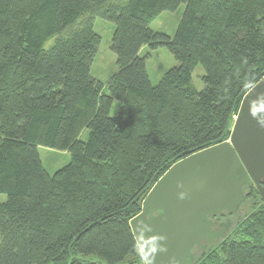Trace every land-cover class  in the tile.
<instances>
[{
  "label": "trees",
  "instance_id": "1",
  "mask_svg": "<svg viewBox=\"0 0 264 264\" xmlns=\"http://www.w3.org/2000/svg\"><path fill=\"white\" fill-rule=\"evenodd\" d=\"M181 5L173 36L151 28ZM95 17L115 25L107 91L91 74ZM145 45L178 63L156 85ZM263 79L264 0H0V264H133L131 220L147 193L180 160L227 141ZM38 146L71 161L50 174ZM247 190L258 202L195 264H264V201Z\"/></svg>",
  "mask_w": 264,
  "mask_h": 264
},
{
  "label": "water",
  "instance_id": "2",
  "mask_svg": "<svg viewBox=\"0 0 264 264\" xmlns=\"http://www.w3.org/2000/svg\"><path fill=\"white\" fill-rule=\"evenodd\" d=\"M264 201V79L244 97L230 139L174 164L151 188L131 226L146 264H194L193 251L226 238L246 186Z\"/></svg>",
  "mask_w": 264,
  "mask_h": 264
},
{
  "label": "rangeland",
  "instance_id": "3",
  "mask_svg": "<svg viewBox=\"0 0 264 264\" xmlns=\"http://www.w3.org/2000/svg\"><path fill=\"white\" fill-rule=\"evenodd\" d=\"M183 11H184V5H181L174 12L164 11L151 22L150 26L154 31L162 32L170 36H173L177 29ZM114 29H115V25L112 22L101 19L100 17H95L94 30L101 36V43L98 47L97 54L91 65V74L93 77L99 79L103 83L104 91H107V82L109 78L118 70L117 56L111 48ZM53 42L54 40L51 39L46 44V46L49 47ZM139 54L143 57H147L146 67L150 80L153 85L158 84L161 78L163 77V75L166 73V71H168L172 67L177 66L178 64L175 57L165 46L158 47L157 49H151L149 46L145 45L141 48ZM204 75H205V70L203 66L201 65L197 66L192 74V83L197 90L204 89L205 85L202 80V77ZM118 110H119V103L115 102L113 105L112 114H115ZM236 118L237 116L235 117V120ZM81 137L84 141L87 140L88 130H85ZM38 151L44 167L50 174H54L57 170L63 168L71 161V154L68 151L57 150L45 146H38ZM244 195H245V200H244L245 203L243 204V206L241 204L242 213L240 215L228 214L229 212H225L224 215L216 216L221 218V219L217 218L216 220L217 225L222 222L223 223L227 221L232 222L226 237L230 235L231 231L235 230L236 225L240 222L243 215H246L248 211H250L252 207L256 204L255 202H258L257 200L251 197L250 190L244 192ZM5 199H6V195L0 194V201H4ZM213 221L215 222L214 219ZM214 228L218 229V226H215ZM222 241L223 238L216 240L212 244L218 246ZM208 247H205L204 249L202 248V250L199 246L195 248V250L193 251L194 264L195 261L198 262L202 259V256L204 252L208 250L207 249ZM131 259L132 257H129L128 261H130ZM133 261H134L133 264H146L141 250H140V255L137 258H135Z\"/></svg>",
  "mask_w": 264,
  "mask_h": 264
},
{
  "label": "flooded vegetation",
  "instance_id": "4",
  "mask_svg": "<svg viewBox=\"0 0 264 264\" xmlns=\"http://www.w3.org/2000/svg\"><path fill=\"white\" fill-rule=\"evenodd\" d=\"M220 215H224V213H223V214H220ZM222 217H224V216H222ZM217 218L219 219L220 217H215V218H213V219L215 220V222H214V227H215V226H218V229H219V228H220V225L223 224V222L217 225V224H216V223H217V221H216ZM220 219H221V218H220Z\"/></svg>",
  "mask_w": 264,
  "mask_h": 264
}]
</instances>
